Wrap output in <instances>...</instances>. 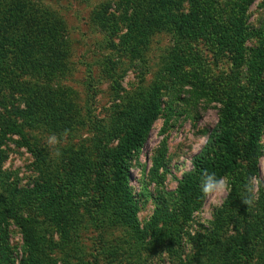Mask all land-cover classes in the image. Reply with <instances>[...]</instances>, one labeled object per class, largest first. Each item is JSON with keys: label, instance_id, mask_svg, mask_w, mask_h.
Returning a JSON list of instances; mask_svg holds the SVG:
<instances>
[{"label": "rangeland", "instance_id": "374dc122", "mask_svg": "<svg viewBox=\"0 0 264 264\" xmlns=\"http://www.w3.org/2000/svg\"><path fill=\"white\" fill-rule=\"evenodd\" d=\"M36 1L57 15L52 24H57L61 31L55 35L63 37L67 44L63 70L53 74L47 84L69 118L58 126L39 122L31 127L26 116H19L17 112L24 111L27 104L17 89L23 85L32 88L44 79L34 78L33 72H28L32 68L30 62L14 65L10 60L12 69L7 72L10 80H5L2 87L6 97L2 98L4 94L0 93V116L4 121H16L18 131L8 133L1 145L4 152L0 159V264L4 255L9 257L8 248L13 262L6 264H20L23 255L20 220L28 221L30 215L58 243L49 253L57 264H215L210 250L217 243L216 220L230 194L218 207L204 199L184 223L171 217L172 201L181 182L194 174L195 160L217 129L229 101L233 105L226 122L229 121V127L239 129L241 137L237 177L226 175L231 191L234 184L240 186L248 170V163L242 159L244 143L253 116L263 113L264 108V0H217L207 10L208 29H193L179 38L174 32H155L150 44L138 47L139 52L134 55L129 49L122 51V47L112 44L113 40L120 43L121 35L110 40L105 30L93 22L94 11L109 0ZM113 1V8L123 6V0L120 5L115 4L120 0ZM3 5H0V26L5 25L10 13ZM182 11H190L189 2L182 3L179 13ZM217 25L227 29L223 33L226 36L243 25L246 35L223 39L225 36L214 34ZM17 54L13 51L12 57ZM157 86L162 93L161 113L131 161L128 183L137 206L139 227L146 234L141 241L131 228L116 223L102 225L101 216H95V210H114L112 206L107 209L94 206L101 195L94 173L103 145L113 149L121 141L107 134L119 119L121 106L138 101V97ZM258 128L262 155L257 163L256 177L260 182L253 213L260 215L264 195V117ZM53 135L56 140L49 143ZM222 155L228 156L225 151ZM43 157L56 178L57 197H66L64 205L73 206L79 220L76 234L67 244L58 225L63 223L61 218H70L71 214L56 215L57 211L42 209L55 199L54 194L42 196L36 202L23 199L21 194L12 197L17 189L27 192L42 183L46 176L41 172L45 168L41 165ZM112 173L109 166V179ZM9 199L17 204L11 214L4 206L11 203ZM164 207L163 218L152 224L156 211ZM160 230L167 235L159 234ZM239 230L235 217L223 230V236H233ZM227 264L244 263L230 258ZM252 264L264 262L256 258Z\"/></svg>", "mask_w": 264, "mask_h": 264}, {"label": "trees", "instance_id": "16d2710c", "mask_svg": "<svg viewBox=\"0 0 264 264\" xmlns=\"http://www.w3.org/2000/svg\"><path fill=\"white\" fill-rule=\"evenodd\" d=\"M183 2H189L190 11L188 13L184 11L179 13ZM216 2L217 0H123L122 7L113 8L114 1L109 0L94 11L93 22L97 27L105 30L110 40L121 35L120 43L116 44L113 40L112 44L116 48L122 47L120 48L122 51L127 48L134 55L139 52L138 47L150 44L152 34L155 32L170 31L176 33L179 38L193 29H208L210 24H208V16L206 17L207 10H211L212 4ZM116 3L120 5L122 0ZM2 4L6 7L4 10L10 12L4 21L5 25L0 26V93L4 94L2 98L6 97L4 88H2L5 80H10L7 76V72L12 69L10 60L14 65L16 63L23 65L24 61L30 62L32 68L28 72L32 71L34 78L44 79V82L32 88L25 87V85L19 89L14 88L21 93L22 98L23 96L26 98L27 104L24 111L19 110L17 113L19 116L21 114L22 117L26 116L31 127L39 122L56 124L55 126L61 125L68 120L69 113L58 104L59 99L54 94L55 91L48 86L49 83L47 84L52 80L53 74L63 70L62 60L66 53L64 48L67 49L63 37L58 38V35H55L56 32L61 31L59 28L57 29V24H52L53 20L57 19V15L49 8L42 7L36 0H0V5ZM225 24L229 25V23ZM216 27L218 29H214V34L221 38L225 36L223 39L227 37L232 39L233 35H246L243 25L232 35L228 33L227 36L223 34L227 32V29H221L218 25ZM13 51H17L19 54L12 57ZM21 67L26 68V66ZM232 103L233 101L228 102L229 106L221 117L217 129L211 134L208 143L196 158L194 174L181 182L173 197L174 213L171 214V217L178 218L182 223L189 221L192 214L203 204L204 198L199 187V177L203 170L215 172L218 176H236L237 174L239 168L237 163L238 145L241 141L240 130L233 126L229 127V121L226 122ZM161 104L162 93L160 87L157 86L150 89L141 98L138 97V101L131 100L121 106L118 111L119 119L107 132L113 139L120 138L121 141L113 149L103 145L94 173L96 189L101 194L100 198L94 202V206L101 205L103 209L112 206L114 210V212L95 210V216H101L102 225L116 223L131 228L136 235L140 236L139 240L141 241L146 238V234L139 227L136 217L137 206L129 189L131 161L147 140L153 122L161 113ZM262 111L263 113L260 115L253 116V125L248 132V139L244 143L245 153L242 159L248 163V170L240 180V186L237 187L234 184L233 191L216 220L217 233L213 234L216 233L217 243L210 250L212 261L215 264H227L230 258L233 261L235 259L236 261L242 260L244 264H252L256 258L264 262V195L260 215L253 213V205L247 207L240 200L245 195L246 178L258 174L257 163L262 155L258 143V126L264 117V108ZM6 120L4 121V118L0 116V159H3L2 152L4 151L1 149V145L5 137L8 133L18 131L16 121ZM242 130L244 131V128ZM223 151L228 154L226 158L222 155ZM78 157L80 158L79 155ZM46 163L48 162L43 157L41 165L43 164V168H45L41 172H45L46 176L42 178V183L27 192L17 189L12 197L17 198L18 194H21L23 199L36 202L42 196L54 194L55 199L53 196L54 200L42 206V209L47 212L53 210V213L57 211L56 215L64 212L71 214L70 218H61L63 220L61 225L57 224L63 242L66 241L65 244H67L68 241L72 242L79 220L73 206L66 207L64 205L66 197H57V191L55 192L57 183L54 180L56 178ZM109 166L113 169L110 179L107 174ZM9 201L11 203L4 204V206H6V212L11 214L17 204L11 199ZM163 204H167V201H163ZM231 212H235V215H232ZM164 213L165 207L162 211H156L151 223L157 224L163 218ZM234 216L236 217V226L240 230L235 235L224 238L223 230H227L228 224L233 223ZM20 221L23 231V255L20 264H57V259L50 257L49 253L58 243L52 236H49L48 229L46 227L39 228L34 215H30L28 221ZM160 231L159 234H163L162 230ZM165 235L167 234H163V236ZM9 251L8 248L9 257L7 255L2 257V264H6L7 261L13 262Z\"/></svg>", "mask_w": 264, "mask_h": 264}, {"label": "clouds", "instance_id": "9594fccd", "mask_svg": "<svg viewBox=\"0 0 264 264\" xmlns=\"http://www.w3.org/2000/svg\"><path fill=\"white\" fill-rule=\"evenodd\" d=\"M56 140L53 135L49 143ZM259 179L256 176H249L244 183L245 195L242 202L251 207L256 200L257 186ZM200 193L202 197L209 201L214 206H220L223 199L231 192V182L226 176H218L215 172H210L207 169L203 170L200 176Z\"/></svg>", "mask_w": 264, "mask_h": 264}]
</instances>
